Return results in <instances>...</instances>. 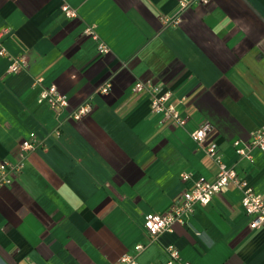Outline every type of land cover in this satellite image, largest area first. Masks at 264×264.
Instances as JSON below:
<instances>
[{
    "label": "crops",
    "instance_id": "1",
    "mask_svg": "<svg viewBox=\"0 0 264 264\" xmlns=\"http://www.w3.org/2000/svg\"><path fill=\"white\" fill-rule=\"evenodd\" d=\"M77 8L66 16L64 2ZM178 0H0V43L26 55L29 68L7 73L0 55V162L15 158L24 138L40 141L23 170L0 189V264H114L135 245L139 264H165L168 244L189 264H264V227L253 229L234 185L197 204L189 223L149 241L148 212H165L198 176L212 180L217 165L206 152L215 140L264 196V154L239 156L264 122V0H211L193 5L177 26H164ZM255 8V9H254ZM95 23L109 46L85 34ZM56 84L70 107L59 114L38 102L39 87ZM151 79L170 88L189 118L180 126L152 112ZM111 82L108 92L100 86ZM86 98L92 111L67 113ZM60 124V134L55 128ZM208 119L205 143L191 137ZM191 177L184 181L182 172Z\"/></svg>",
    "mask_w": 264,
    "mask_h": 264
},
{
    "label": "built area",
    "instance_id": "2",
    "mask_svg": "<svg viewBox=\"0 0 264 264\" xmlns=\"http://www.w3.org/2000/svg\"><path fill=\"white\" fill-rule=\"evenodd\" d=\"M211 0H178L177 9L162 18L164 26H177L183 21V14L193 5L208 4ZM62 9L66 16L77 15V8L64 2ZM82 31L98 40V51L105 53L110 50V46L99 37L97 25L95 23H86ZM0 55L6 56L9 60L7 73H16L29 68V62L24 54L15 55L10 53L7 48L0 43ZM34 86L39 87L38 102L46 103L59 114L70 107L68 98L59 90L56 84H44L42 77L35 78ZM111 82H106L100 86L101 92H108ZM133 90L136 92H147L150 96V108L152 112L162 115L164 119H170L180 126L186 125L189 116L183 112L181 102H170L172 91L170 88L158 85L151 79H138ZM93 104L91 98H86L79 105L75 106L67 113V118L80 119L82 116L92 111ZM63 121L59 119V124L55 128V134L59 135L60 124ZM213 124L208 120H202L199 125L192 130L191 137L201 143H205L208 135L213 131ZM40 141L35 136L24 138L20 145L18 154L15 158H6L0 162V189L13 183L15 175L20 173L25 164L27 153L39 145ZM236 152L239 156L253 160V149L257 148L264 154V122L257 129L250 133L246 139L234 140ZM208 156L214 160L217 165L215 178L207 179L205 176H198L189 188H185L171 204L170 208L162 213L148 212L144 215L143 228L152 241L156 236L165 230H171L175 222L189 223L197 204H208L212 197L221 192L223 188L234 185L242 192L241 205L249 217V226L253 229L264 227V196L261 192L254 190L253 186L243 177H241L234 165L229 166L222 157L221 150L215 140L206 145ZM191 177L189 172H182L181 178L186 181ZM145 243L139 242L135 245L134 253H126L121 256L114 264H139L136 255L145 247ZM167 260L165 264H176L181 260V251L174 244H168L165 247ZM182 264H189L182 261Z\"/></svg>",
    "mask_w": 264,
    "mask_h": 264
},
{
    "label": "water",
    "instance_id": "3",
    "mask_svg": "<svg viewBox=\"0 0 264 264\" xmlns=\"http://www.w3.org/2000/svg\"><path fill=\"white\" fill-rule=\"evenodd\" d=\"M247 1V0H246ZM255 9V8H254ZM255 11H256V13L259 15V17H261L262 19H263V21H264V16L258 11V10H256L255 9Z\"/></svg>",
    "mask_w": 264,
    "mask_h": 264
}]
</instances>
